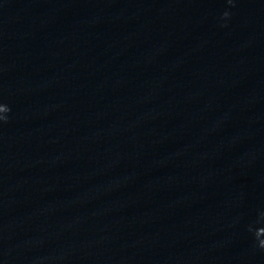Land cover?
<instances>
[{"label":"water","instance_id":"95a60500","mask_svg":"<svg viewBox=\"0 0 264 264\" xmlns=\"http://www.w3.org/2000/svg\"><path fill=\"white\" fill-rule=\"evenodd\" d=\"M0 264H264V0H0Z\"/></svg>","mask_w":264,"mask_h":264}]
</instances>
